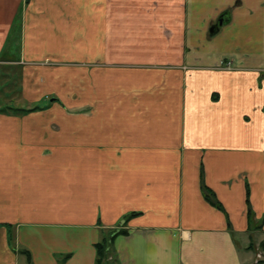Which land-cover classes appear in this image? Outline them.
Instances as JSON below:
<instances>
[{
  "label": "crops",
  "instance_id": "crops-1",
  "mask_svg": "<svg viewBox=\"0 0 264 264\" xmlns=\"http://www.w3.org/2000/svg\"><path fill=\"white\" fill-rule=\"evenodd\" d=\"M21 29L2 63L53 114H0V264H97L105 239L104 264H253L264 0H28Z\"/></svg>",
  "mask_w": 264,
  "mask_h": 264
},
{
  "label": "rangeland",
  "instance_id": "rangeland-1",
  "mask_svg": "<svg viewBox=\"0 0 264 264\" xmlns=\"http://www.w3.org/2000/svg\"><path fill=\"white\" fill-rule=\"evenodd\" d=\"M0 20L5 19L6 8L9 1L12 0H0ZM14 2V12L13 19L11 23L10 30L4 38L5 44L3 50L0 52V114H11V115H37L42 112V114L47 111L53 114L49 108L51 103L48 100L49 97L42 101H30L24 96V92L21 85L20 69L16 64H4V60H14L18 57L21 50V36H22V11L23 6L28 2V0H13ZM49 102V103H48ZM46 103V104H45ZM6 109V110H1ZM19 109V110H14ZM72 113L78 115L89 114V109L78 108L72 109ZM46 113V114H47ZM57 114V113H54ZM11 234H14L13 242L11 245L15 246L16 236L15 230L13 228L9 229ZM257 243V242H256ZM264 245V244H263ZM261 253V258L256 261V255ZM23 262V261H22ZM264 264V251L263 246L258 245L256 247V254L254 257L253 264Z\"/></svg>",
  "mask_w": 264,
  "mask_h": 264
},
{
  "label": "trees",
  "instance_id": "trees-1",
  "mask_svg": "<svg viewBox=\"0 0 264 264\" xmlns=\"http://www.w3.org/2000/svg\"><path fill=\"white\" fill-rule=\"evenodd\" d=\"M1 110H6V109H1ZM14 110H19V109H14ZM204 191H205L207 199L211 203H213L216 206H218L219 208L223 209V205L217 199L215 192L211 188H209L208 186L205 185L204 186ZM248 200H249V198H248ZM249 205H250V202H249ZM13 239H14V234L10 233L11 242H13ZM109 242H108L107 239H105L103 242H100L98 244V260H97V264H104L105 260L107 259ZM263 244H264V242H263ZM20 252L26 255L27 261H28L29 264H33L32 256H31V253H30V251L28 249H21Z\"/></svg>",
  "mask_w": 264,
  "mask_h": 264
},
{
  "label": "water",
  "instance_id": "water-1",
  "mask_svg": "<svg viewBox=\"0 0 264 264\" xmlns=\"http://www.w3.org/2000/svg\"><path fill=\"white\" fill-rule=\"evenodd\" d=\"M229 19V17H225L224 15L221 16L218 20V22L214 25V28L212 30H217L223 22H226Z\"/></svg>",
  "mask_w": 264,
  "mask_h": 264
},
{
  "label": "built area",
  "instance_id": "built-area-1",
  "mask_svg": "<svg viewBox=\"0 0 264 264\" xmlns=\"http://www.w3.org/2000/svg\"><path fill=\"white\" fill-rule=\"evenodd\" d=\"M261 257H262V256H261V253H258V254H257V259H258V258H261ZM257 261H258V260H257Z\"/></svg>",
  "mask_w": 264,
  "mask_h": 264
}]
</instances>
